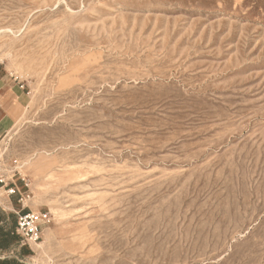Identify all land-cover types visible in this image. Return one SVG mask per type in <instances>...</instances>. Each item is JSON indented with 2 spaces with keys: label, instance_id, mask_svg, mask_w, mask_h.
<instances>
[{
  "label": "rangeland",
  "instance_id": "374dc122",
  "mask_svg": "<svg viewBox=\"0 0 264 264\" xmlns=\"http://www.w3.org/2000/svg\"><path fill=\"white\" fill-rule=\"evenodd\" d=\"M0 76V264H264V0H0Z\"/></svg>",
  "mask_w": 264,
  "mask_h": 264
},
{
  "label": "crops",
  "instance_id": "0c3cea01",
  "mask_svg": "<svg viewBox=\"0 0 264 264\" xmlns=\"http://www.w3.org/2000/svg\"><path fill=\"white\" fill-rule=\"evenodd\" d=\"M28 100L27 93L19 84L0 76V138L8 133L24 114Z\"/></svg>",
  "mask_w": 264,
  "mask_h": 264
},
{
  "label": "built area",
  "instance_id": "2783aa9c",
  "mask_svg": "<svg viewBox=\"0 0 264 264\" xmlns=\"http://www.w3.org/2000/svg\"><path fill=\"white\" fill-rule=\"evenodd\" d=\"M5 181L0 177V186ZM10 194L16 193V189H8ZM48 215L42 212H21L18 213L16 231L21 235L24 241H38L42 234L43 224L47 221Z\"/></svg>",
  "mask_w": 264,
  "mask_h": 264
},
{
  "label": "trees",
  "instance_id": "16d2710c",
  "mask_svg": "<svg viewBox=\"0 0 264 264\" xmlns=\"http://www.w3.org/2000/svg\"><path fill=\"white\" fill-rule=\"evenodd\" d=\"M26 212V211H23ZM16 218L13 214L7 215V213L0 206V249H6L11 247V243L16 239L15 227L17 225ZM2 264H25L14 257L12 259H6Z\"/></svg>",
  "mask_w": 264,
  "mask_h": 264
},
{
  "label": "bare ground",
  "instance_id": "6f19581e",
  "mask_svg": "<svg viewBox=\"0 0 264 264\" xmlns=\"http://www.w3.org/2000/svg\"><path fill=\"white\" fill-rule=\"evenodd\" d=\"M36 245H39L38 241L34 242Z\"/></svg>",
  "mask_w": 264,
  "mask_h": 264
}]
</instances>
